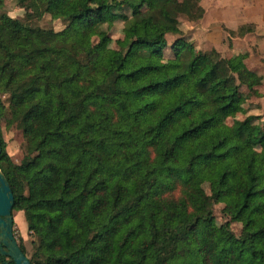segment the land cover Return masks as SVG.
I'll return each instance as SVG.
<instances>
[{"label":"trees","instance_id":"obj_1","mask_svg":"<svg viewBox=\"0 0 264 264\" xmlns=\"http://www.w3.org/2000/svg\"><path fill=\"white\" fill-rule=\"evenodd\" d=\"M17 1L30 22L65 24L0 15V119L17 123L29 159L12 161L0 127V168L31 264H264V121L225 122L243 109L234 74L262 78L241 53L167 39L188 8L203 16L201 0Z\"/></svg>","mask_w":264,"mask_h":264},{"label":"rangeland","instance_id":"obj_2","mask_svg":"<svg viewBox=\"0 0 264 264\" xmlns=\"http://www.w3.org/2000/svg\"><path fill=\"white\" fill-rule=\"evenodd\" d=\"M253 0L252 2H255ZM259 1L250 5H236L235 12L244 18V22L230 25L229 17H224V11L221 7V1L217 0H201L200 4L204 8V14L199 17L198 11L194 8H188L185 14L180 15V33H169L167 39L171 46L178 38L185 37L194 44V50H203L210 52L218 51L222 57L233 59L239 53L247 56L248 65L251 69L258 72V76L262 78L259 85L249 82L246 72L243 70L234 74L235 79L241 84V94L244 97L243 109L231 112L225 122L231 125L237 119H244L248 115L257 116V122L264 121V13L263 15L248 20L251 14H259ZM257 7V8H256ZM6 13L12 18L19 19L29 25H39L43 28H53L60 31L65 27L61 20H53L50 14L35 21L26 19V10L21 8L17 0H1L0 15ZM131 16V11L125 9L118 13L117 20L110 28V44L112 48L117 47V40L122 38L125 33V22ZM235 17V16H234ZM248 19V20H246ZM262 19V20H259ZM260 23H258L259 21ZM169 46V47H170ZM165 49V55H173L170 48ZM251 86V87H250ZM4 101L7 96L2 95ZM1 134L5 144V149L10 155L14 163L27 162L24 149V136L22 130L17 123L10 122L8 116L3 115L0 119ZM225 203L222 199H215L213 207V222L215 226H221L227 220L222 210ZM14 233L19 243H22L31 252L33 236L31 235L24 213L22 211H14ZM231 231L239 235L242 225L238 221H233L230 226Z\"/></svg>","mask_w":264,"mask_h":264},{"label":"water","instance_id":"obj_3","mask_svg":"<svg viewBox=\"0 0 264 264\" xmlns=\"http://www.w3.org/2000/svg\"><path fill=\"white\" fill-rule=\"evenodd\" d=\"M2 147L0 142V158ZM15 196L9 180L0 168V254L14 260L15 264H31L14 233Z\"/></svg>","mask_w":264,"mask_h":264},{"label":"crops","instance_id":"obj_4","mask_svg":"<svg viewBox=\"0 0 264 264\" xmlns=\"http://www.w3.org/2000/svg\"><path fill=\"white\" fill-rule=\"evenodd\" d=\"M220 1L222 2L221 3L222 9L227 10V11L223 12L225 14L224 17H228L229 15L232 16L234 14L232 19H231V17H229V22H230L229 24L230 25L231 24L232 25L239 24V23L244 22L243 21L244 18L240 17V14L235 12V6L236 5H247V4L250 5L251 3H255L256 1H259L258 3H260V7L257 9V10H259V14L253 13L250 16H248L250 20H248V19H246V20H248L249 23L254 22V21H252V18H254L256 16L263 15V13H264V0H256L255 2H252L253 0H220ZM217 2H219V0H217ZM231 13H233V14H231ZM259 20H262V19H259ZM258 23H260V21Z\"/></svg>","mask_w":264,"mask_h":264},{"label":"flooded vegetation","instance_id":"obj_5","mask_svg":"<svg viewBox=\"0 0 264 264\" xmlns=\"http://www.w3.org/2000/svg\"><path fill=\"white\" fill-rule=\"evenodd\" d=\"M0 142H1V138H0ZM2 147V146H1Z\"/></svg>","mask_w":264,"mask_h":264}]
</instances>
